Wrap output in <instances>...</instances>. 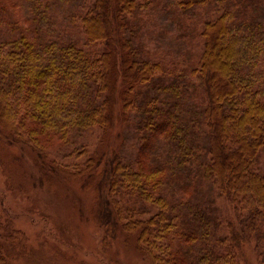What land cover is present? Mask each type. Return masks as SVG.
I'll return each instance as SVG.
<instances>
[{
    "label": "trees",
    "instance_id": "trees-1",
    "mask_svg": "<svg viewBox=\"0 0 264 264\" xmlns=\"http://www.w3.org/2000/svg\"><path fill=\"white\" fill-rule=\"evenodd\" d=\"M71 1L0 0V148L37 153L39 176L93 186L97 220L113 239L135 236L152 264H264V0H217L194 38L184 23L211 0H165L142 30L152 44L169 29L164 15L178 24L170 67L128 25L155 0H90L80 20L98 54L64 40L57 16ZM122 109L136 114L132 159L75 148L79 132L115 128Z\"/></svg>",
    "mask_w": 264,
    "mask_h": 264
},
{
    "label": "rangeland",
    "instance_id": "rangeland-1",
    "mask_svg": "<svg viewBox=\"0 0 264 264\" xmlns=\"http://www.w3.org/2000/svg\"><path fill=\"white\" fill-rule=\"evenodd\" d=\"M164 2L155 0L149 7L139 10L130 18L128 25L134 28L137 42L150 50L154 49L170 67L164 53L170 41L177 42L174 38L176 34L173 33L178 24L171 23L163 14L169 29L166 32L160 29L158 42L152 44L147 41L142 30L153 23L157 10H165ZM90 6V0H72L59 9L63 13L57 16V20L64 40L70 38L86 51L98 54L104 46L101 43L91 44L87 40L80 20V15L85 14ZM220 6L221 2L217 0L198 5L193 10L194 17L186 20L185 29L181 32L187 37L198 36L205 17L215 18ZM72 14L75 15L74 24L71 22ZM191 48L196 53L201 52L203 41H192ZM182 80L179 79V82ZM204 99L203 95L198 98L199 101ZM134 120L135 113L125 115L123 109L118 110L115 128L81 131L77 134L79 144L75 148H87L89 156L116 149L115 156L132 159L140 147V141L135 136ZM66 152L67 149H64L54 154L62 158ZM54 157L52 154L49 156L50 159ZM84 160V157L80 159ZM103 160L108 161L109 154H105ZM40 161L45 159L27 147L4 144L0 148V211L4 214L2 218L11 222L13 231L10 238L17 235L16 239H10L0 231V244L6 255L5 264H152L138 250L135 236L119 231L113 239L106 225L97 220L93 213L97 197L93 186L84 188L83 182L68 181L58 175L39 176ZM216 203L221 210V199ZM150 211L146 216L154 210ZM246 250L253 263H257L258 254H255L254 244Z\"/></svg>",
    "mask_w": 264,
    "mask_h": 264
}]
</instances>
